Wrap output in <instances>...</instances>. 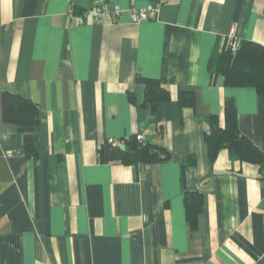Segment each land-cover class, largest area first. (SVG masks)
I'll list each match as a JSON object with an SVG mask.
<instances>
[{"label":"crops","instance_id":"1","mask_svg":"<svg viewBox=\"0 0 264 264\" xmlns=\"http://www.w3.org/2000/svg\"><path fill=\"white\" fill-rule=\"evenodd\" d=\"M114 1L122 17L94 22L92 0H0V264H264V174L225 150L210 161L204 140L232 99L264 153V100L207 68L232 37L264 46V0H168L138 23L128 10L155 0ZM137 76L169 99L153 110ZM4 92L39 109L35 159ZM136 135L169 158L104 161ZM185 192L202 198L194 228Z\"/></svg>","mask_w":264,"mask_h":264},{"label":"trees","instance_id":"2","mask_svg":"<svg viewBox=\"0 0 264 264\" xmlns=\"http://www.w3.org/2000/svg\"><path fill=\"white\" fill-rule=\"evenodd\" d=\"M208 72L211 80L221 76L226 87L253 88L260 99L264 100V46L261 44L240 41L232 52L228 45L221 50H213L208 61ZM137 81L145 85L144 100L152 109L169 99L168 92L152 79L137 76ZM184 105L194 106V96L187 92ZM2 112L5 121L17 126L23 136V148L26 157L35 159L38 156V138L40 113L37 105L30 99L14 92L2 94ZM204 140L210 161L225 150L231 160L257 165L264 174V153L247 139L238 126L237 110L232 99H226L222 107V117L211 116L209 132ZM121 151L113 143L101 148L100 155L104 161L119 160L126 165L137 163L161 162L169 158L170 153L162 146L138 141L136 136L124 138ZM184 206L191 228L195 227L196 217L202 209V198L199 194L185 192Z\"/></svg>","mask_w":264,"mask_h":264},{"label":"built area","instance_id":"3","mask_svg":"<svg viewBox=\"0 0 264 264\" xmlns=\"http://www.w3.org/2000/svg\"><path fill=\"white\" fill-rule=\"evenodd\" d=\"M168 0H155L147 8L136 9L132 8L128 10V16L132 23H138L143 20H154L160 10V8L167 4ZM93 12L91 17L94 22H100L105 16H109L113 21L119 20L124 14L122 10L114 0H92ZM239 45V41L232 37L229 42V48L234 52ZM138 141H143L141 135H136Z\"/></svg>","mask_w":264,"mask_h":264},{"label":"water","instance_id":"4","mask_svg":"<svg viewBox=\"0 0 264 264\" xmlns=\"http://www.w3.org/2000/svg\"><path fill=\"white\" fill-rule=\"evenodd\" d=\"M115 146L122 151L125 149V146L122 143H116Z\"/></svg>","mask_w":264,"mask_h":264}]
</instances>
